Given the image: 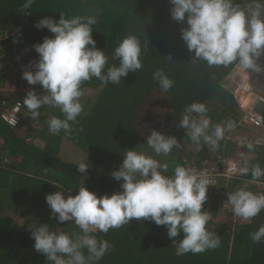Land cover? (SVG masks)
Returning <instances> with one entry per match:
<instances>
[{
    "label": "trees",
    "instance_id": "16d2710c",
    "mask_svg": "<svg viewBox=\"0 0 264 264\" xmlns=\"http://www.w3.org/2000/svg\"><path fill=\"white\" fill-rule=\"evenodd\" d=\"M24 2L0 0V105L10 109L20 106L22 111L15 127L0 116V264H48L45 255L34 248L32 227L48 224L51 230L79 232L75 224H60L52 217L45 197L60 189L50 183L72 190L73 196L82 182L98 197L121 191L123 181H116L111 173L119 169L125 150L136 148L167 162L169 174L177 164L198 167L204 160L218 162L220 158L240 165L259 163L264 168V143L252 141L251 128L244 121L246 109L224 85L237 65L209 68L200 61L191 63L194 53H189L181 39V28L187 24L171 18L169 0H35L30 15L22 11ZM237 2L247 8L253 0ZM61 12L68 18L97 19L93 39L99 49L106 50L109 66L119 64L111 56L127 34L137 35L144 46L142 69L130 72L120 84L101 86L96 78L82 84L84 112L75 123L70 122L68 135L49 131L51 116L63 118L59 109L42 106L39 118L32 120L22 105L27 91L44 92L40 85H29L22 78L29 62L39 59L33 45L54 35L34 25L45 17L58 20ZM157 69L174 80L168 93L153 79ZM192 102L206 105L212 124L235 122L236 127L225 133L218 147L202 141L196 144L184 129L176 127L185 106ZM256 110L264 118V105ZM153 129L175 136L181 146L166 157L156 156L146 145ZM248 143L254 145L253 151L247 148ZM65 145L75 146L85 155L89 164L86 175L77 171L78 163L61 158ZM249 180L250 173L240 174L232 181L220 180L215 189L220 194L240 187L264 192V177L257 183ZM207 197L202 210L211 213L207 228L221 237L218 248L177 256L164 226L134 218L107 234L96 233L98 239L114 245L97 264H264V243L254 244L249 237L264 224V211L244 222L233 216L231 206L220 200L215 190H208ZM182 238L183 233L175 239Z\"/></svg>",
    "mask_w": 264,
    "mask_h": 264
},
{
    "label": "clouds",
    "instance_id": "9594fccd",
    "mask_svg": "<svg viewBox=\"0 0 264 264\" xmlns=\"http://www.w3.org/2000/svg\"><path fill=\"white\" fill-rule=\"evenodd\" d=\"M34 3L35 0H25L22 11L30 15ZM169 3L171 18L187 24L181 28V39L189 53H194L191 63L200 61L209 68L235 64L245 73L247 70L264 72V67L258 63L264 57V0H253L247 8L237 0H169ZM96 23L93 16L68 18L61 12L58 20L45 17L34 25L54 35L33 45L39 59L29 62L22 78L29 85H40L44 92L37 95L35 89L27 91L22 105L32 120L39 118L42 106L59 109L63 118L53 115L47 120L52 134L58 135L61 131L70 134L71 123L84 112L81 101L84 82L96 78L101 86L117 85L130 72L142 69L144 46L133 33L127 34L113 50L111 59L118 60L119 64L109 66L106 50L99 49L93 39ZM168 59L171 60V56ZM153 79L164 93L174 86V80L162 69L153 73ZM207 112L204 103L192 102L185 106L176 127L184 129L192 142L202 141L216 148L236 124L232 120L212 124ZM146 145L156 156L165 157L181 146L175 136L154 129L147 136ZM246 146L249 151L254 150L252 143ZM86 159L76 167L85 175L89 168ZM232 171L241 175L250 173L248 183H257L264 177V168L259 163L251 166L247 161L242 165L233 163ZM111 176L123 181L121 191L99 197L83 182L74 196L72 190L50 183L60 189L45 197L52 217L60 224H75L79 232L51 230L48 224L32 227L34 248L45 255L48 264H97L114 245L98 239L96 233L107 234L110 229L128 225L134 218L164 226L177 256L200 254L220 246L221 237L207 228L211 213L202 210L209 186L204 172L177 164L169 174L167 162L162 163L135 148L124 151L122 164ZM226 203L231 206L234 217L248 222L264 211V192L240 187L228 193ZM181 233L183 238L176 240ZM249 237L254 244L264 243V224L249 233Z\"/></svg>",
    "mask_w": 264,
    "mask_h": 264
},
{
    "label": "built area",
    "instance_id": "2783aa9c",
    "mask_svg": "<svg viewBox=\"0 0 264 264\" xmlns=\"http://www.w3.org/2000/svg\"><path fill=\"white\" fill-rule=\"evenodd\" d=\"M258 63L264 67V57L258 61ZM257 81V84L255 82ZM225 88L231 91L233 94L239 91V94L250 96L251 98L256 93L259 94L256 104L246 109L244 116V121L249 125L257 129H264V118L260 113L257 112V106L264 105V72L255 73L252 70H247L245 73L238 66L234 68L232 73L228 76L225 82ZM235 95V94H234ZM238 97V95H235ZM0 116L11 126L15 127L19 124L22 116V111L20 106H15L13 108H6L4 105H0ZM16 120V124L13 121ZM234 162L226 159L220 158L218 162L211 160H204L202 163L196 166H188L189 168H195L198 171L204 172L209 179L208 190H215L216 195L219 199L225 200L224 203L227 204L228 194H220L216 190V186L219 184L220 180L232 181L233 179L240 176L238 172L232 171V165Z\"/></svg>",
    "mask_w": 264,
    "mask_h": 264
},
{
    "label": "rangeland",
    "instance_id": "374dc122",
    "mask_svg": "<svg viewBox=\"0 0 264 264\" xmlns=\"http://www.w3.org/2000/svg\"><path fill=\"white\" fill-rule=\"evenodd\" d=\"M255 84H257V81L255 82ZM234 94L238 95L239 91H236ZM241 94H243V93H241ZM258 96H259L258 93H256V95H253L252 98L250 96H247V95H244V96L241 95L240 98L236 97V99L239 101V103L241 104V106L243 108L248 109L253 104H256L255 101H257L256 99L258 98ZM250 128L251 129L248 131H251L250 137L252 138V141L255 143H260V144L264 143V130L254 128L252 126H250ZM242 135L246 136V134H244V133H242ZM36 143L39 144V146H42L41 144H43L40 140H37ZM60 156L63 160H65L67 162H71V163H79L82 160L86 159L85 155H83L81 151L77 150L75 146H70V145L64 146L63 152H61Z\"/></svg>",
    "mask_w": 264,
    "mask_h": 264
},
{
    "label": "crops",
    "instance_id": "0c3cea01",
    "mask_svg": "<svg viewBox=\"0 0 264 264\" xmlns=\"http://www.w3.org/2000/svg\"><path fill=\"white\" fill-rule=\"evenodd\" d=\"M242 94H238V97L240 98V96H241ZM235 97H237V96H235ZM245 100V99H244ZM42 145V144H41Z\"/></svg>",
    "mask_w": 264,
    "mask_h": 264
}]
</instances>
